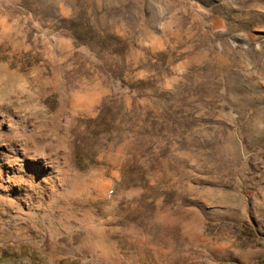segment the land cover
Segmentation results:
<instances>
[{"label": "rangeland", "instance_id": "rangeland-1", "mask_svg": "<svg viewBox=\"0 0 264 264\" xmlns=\"http://www.w3.org/2000/svg\"><path fill=\"white\" fill-rule=\"evenodd\" d=\"M0 264H264V0H0Z\"/></svg>", "mask_w": 264, "mask_h": 264}, {"label": "clouds", "instance_id": "clouds-1", "mask_svg": "<svg viewBox=\"0 0 264 264\" xmlns=\"http://www.w3.org/2000/svg\"><path fill=\"white\" fill-rule=\"evenodd\" d=\"M8 95L15 97V106L13 110L21 114L27 113L32 115L37 111L45 109V106L41 103L38 92L31 88L23 77L8 88L5 96L0 97V103L12 105L13 101L7 98ZM48 264H51L50 260Z\"/></svg>", "mask_w": 264, "mask_h": 264}]
</instances>
